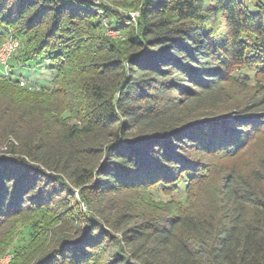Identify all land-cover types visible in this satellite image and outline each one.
<instances>
[{"label": "trees", "instance_id": "16d2710c", "mask_svg": "<svg viewBox=\"0 0 264 264\" xmlns=\"http://www.w3.org/2000/svg\"><path fill=\"white\" fill-rule=\"evenodd\" d=\"M256 8L0 0L16 62L54 68L49 88L21 85L12 61L0 77V255L28 214L11 264H264V0ZM241 67L253 92L233 98L250 81ZM184 182L186 204L153 196Z\"/></svg>", "mask_w": 264, "mask_h": 264}, {"label": "rangeland", "instance_id": "374dc122", "mask_svg": "<svg viewBox=\"0 0 264 264\" xmlns=\"http://www.w3.org/2000/svg\"><path fill=\"white\" fill-rule=\"evenodd\" d=\"M96 2H99L100 0H95ZM245 2L248 4V6L251 8V10L256 11V5L259 3V0H245ZM130 14L133 16V19L138 15L137 12H130ZM106 26V33L112 37L115 38H122V33H119L117 31H114L110 29L105 23ZM10 38L16 40L18 42L19 47V40L13 36L12 32L9 31L6 38H2L0 36V47L5 41L9 40ZM4 39V40H3ZM25 42L22 41L21 46H24ZM14 50L12 53L10 63L13 62L14 66L17 68L16 77L14 79L18 81L21 85L26 86L31 89H40V87H46L49 88L51 85V79L54 73L53 66L48 63V59L45 61H37V62H31L25 65L18 64L15 59H17V56H19V53L17 54V50ZM17 55H16V54ZM16 55V56H15ZM15 57V58H14ZM255 71L250 70L246 67H241L236 71V76L244 77L249 76L250 81L248 83V88L236 86L232 87L231 89L228 88V94L232 96L233 98L237 97H245L248 93L253 92V85L255 84L254 80ZM239 163L241 164H247L248 160L247 158H242ZM185 189V182L181 183L180 188L177 191H164L158 187L152 188V193L154 198L157 200H163V201H170V200H176L182 204H186V194L184 192ZM76 190V189H75ZM72 204V201L70 202ZM81 210L86 211V206L84 204H80ZM32 218L31 215L23 214L21 217L18 218L17 222V229H16V237L13 241V244L10 246V248L6 251V253L0 255V264H11V261L13 260L15 251L19 249L20 247L24 246L28 240V236L31 235L33 232V224L30 220ZM47 225V222L42 221L41 224ZM48 226V225H47ZM57 225H55L56 227ZM119 235V234H117ZM118 237H121L120 235Z\"/></svg>", "mask_w": 264, "mask_h": 264}, {"label": "built area", "instance_id": "2783aa9c", "mask_svg": "<svg viewBox=\"0 0 264 264\" xmlns=\"http://www.w3.org/2000/svg\"><path fill=\"white\" fill-rule=\"evenodd\" d=\"M18 47V42L12 38L5 41L0 47V77L11 78L12 68L10 59L14 50Z\"/></svg>", "mask_w": 264, "mask_h": 264}]
</instances>
